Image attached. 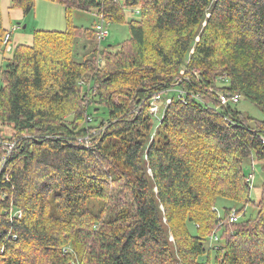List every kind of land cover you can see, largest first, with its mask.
<instances>
[{"label": "trees", "instance_id": "1", "mask_svg": "<svg viewBox=\"0 0 264 264\" xmlns=\"http://www.w3.org/2000/svg\"><path fill=\"white\" fill-rule=\"evenodd\" d=\"M52 1L108 23L136 6L140 18L117 47L100 46L96 22L10 45L0 264H264V182L243 218L254 176L244 166L264 170V119L217 108L218 93H238L264 113V0ZM7 32L0 10L2 52ZM175 87L183 98L163 97L153 127L151 97ZM220 198L240 206L221 217ZM212 234L221 244L207 246Z\"/></svg>", "mask_w": 264, "mask_h": 264}, {"label": "rangeland", "instance_id": "2", "mask_svg": "<svg viewBox=\"0 0 264 264\" xmlns=\"http://www.w3.org/2000/svg\"><path fill=\"white\" fill-rule=\"evenodd\" d=\"M0 10L3 25L8 30L7 33H10L11 36L9 44L4 43L6 34L3 38L2 44L5 45L6 51H0V73L6 64V60L4 58L9 57L11 54V52L8 51V46H14L18 43H31L34 30L61 31L64 30L68 24L92 28L95 22H98V18H96L95 14L91 11H82L71 8L67 15L65 6L52 0H34V5L28 13H24L19 7H13L12 0H0ZM136 11V6H126L123 9V20L121 22L114 21L105 23L108 33L106 38L100 42V46L112 45L113 47H117L122 42L126 41L129 37L127 22L130 19L140 18L139 13ZM195 39L197 40L198 36H196ZM0 85H2L1 74ZM176 91V87L172 88V90L166 91L162 95V98L168 96L171 98L176 95ZM161 104L162 101L159 102L160 106ZM230 105L234 109L238 110L244 117L248 116L253 119H264L263 111L256 104L250 102L245 97L240 96L236 103H231ZM157 123L158 122L152 118L153 127L156 126ZM0 129V138L3 141L2 145L5 146V142H11V140H4L3 137L8 139L12 129L10 125H1ZM154 133L155 132H152V135H154ZM251 162L252 161L249 160L244 166L247 173H251L253 167L254 176L249 192L251 201L246 205L243 218H251L256 215L257 208L255 203L260 197L261 186L264 182V170L262 169L261 162L254 160L253 166H251ZM225 205L228 207L233 205L236 207L240 206V204L234 202L233 200L220 198L217 204V211L221 217L223 216L222 206ZM220 236L221 234L219 235V238H221ZM169 239H173L171 234L169 235ZM219 240L215 241L209 237L207 246L213 247V245L217 243L221 244V241Z\"/></svg>", "mask_w": 264, "mask_h": 264}, {"label": "built area", "instance_id": "3", "mask_svg": "<svg viewBox=\"0 0 264 264\" xmlns=\"http://www.w3.org/2000/svg\"><path fill=\"white\" fill-rule=\"evenodd\" d=\"M105 23H108V22H106L104 16L102 14H100L98 22L96 24V38H97L99 44L103 39L106 38L107 33H108ZM9 38H10V33H6L5 38H4V43L8 44ZM9 49H10V46H8V50ZM217 79L219 81H226L225 76H219ZM177 95L179 97L183 98L184 91L177 89ZM239 98H240V94H238V93H230V94L229 93H222V92L218 93V99H217L218 106H217V108H219L220 106L223 107V106L230 105L231 103H236L239 100ZM161 101H162V94L153 95L149 101V107L147 110V114L150 115L151 118H154L157 122L160 120L159 102H161ZM87 121H91V117L88 116ZM86 139H87V136H84V138L83 137L78 138L79 141L86 140ZM262 142H264V138L262 139ZM2 143H3V141L0 138V144H2ZM14 144H15V141L5 142L7 153L13 148ZM7 153L0 155V181H2L1 180V172L3 170V165H4L6 158H7ZM2 178L7 180L6 175H3ZM5 197H6V192L3 190H0V200H3ZM9 213H10L11 218H13V217L20 218L22 216V210L20 208H16L14 206L13 201H11L9 204ZM239 216L240 215L235 210H232L229 213V220L230 221H236L239 218ZM8 233H10V231H8ZM14 237H16V236L14 235ZM210 237H211V239H213L215 241L217 240L216 234H212ZM2 250L3 249H1V251Z\"/></svg>", "mask_w": 264, "mask_h": 264}]
</instances>
